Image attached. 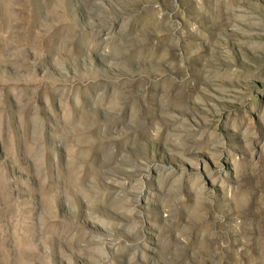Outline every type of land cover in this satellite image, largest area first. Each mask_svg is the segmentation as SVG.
I'll return each mask as SVG.
<instances>
[{
    "label": "rangeland",
    "instance_id": "obj_1",
    "mask_svg": "<svg viewBox=\"0 0 264 264\" xmlns=\"http://www.w3.org/2000/svg\"><path fill=\"white\" fill-rule=\"evenodd\" d=\"M0 264H264V0H0Z\"/></svg>",
    "mask_w": 264,
    "mask_h": 264
}]
</instances>
